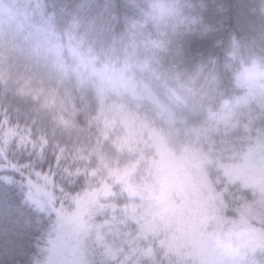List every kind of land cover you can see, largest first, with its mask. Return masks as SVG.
I'll use <instances>...</instances> for the list:
<instances>
[{
	"label": "trees",
	"instance_id": "16d2710c",
	"mask_svg": "<svg viewBox=\"0 0 264 264\" xmlns=\"http://www.w3.org/2000/svg\"><path fill=\"white\" fill-rule=\"evenodd\" d=\"M260 131L264 0H0V264H44L58 225L104 187V224L136 248L114 263L193 264L141 242L143 213L122 211L134 201L110 172L141 153L146 186L158 153L174 168L187 156L233 217L254 203L233 168ZM214 257L264 264V248Z\"/></svg>",
	"mask_w": 264,
	"mask_h": 264
},
{
	"label": "rangeland",
	"instance_id": "374dc122",
	"mask_svg": "<svg viewBox=\"0 0 264 264\" xmlns=\"http://www.w3.org/2000/svg\"><path fill=\"white\" fill-rule=\"evenodd\" d=\"M152 133L155 134L151 138L153 145L164 148L163 135L157 131ZM142 144L141 141L140 146ZM136 157L137 166L131 171L118 174L112 170L110 175H114L126 195L133 198L134 202L122 211L143 213L140 215L141 242L158 237L166 253L164 257L188 259L193 264H217L215 253L243 262L245 254L264 248V131L256 136L242 164L233 168L235 177L250 190L254 199V203L243 202L233 217H221L217 213L218 195H213L202 182L193 181L186 167L187 156L178 158L179 166L174 168L167 155L158 153L154 168L159 167L162 176L155 174L154 181L146 186L140 167L144 158L141 153ZM107 194L108 189L104 187L103 193L91 192L81 198L63 226L58 225L44 264H112L114 257L123 255L124 250L135 251L136 248L121 241L118 226L105 225L102 220L106 213L112 212L103 203ZM130 255L121 258L120 264H128Z\"/></svg>",
	"mask_w": 264,
	"mask_h": 264
},
{
	"label": "clouds",
	"instance_id": "9594fccd",
	"mask_svg": "<svg viewBox=\"0 0 264 264\" xmlns=\"http://www.w3.org/2000/svg\"><path fill=\"white\" fill-rule=\"evenodd\" d=\"M165 2H169V0H165ZM181 0H171V3L173 4H179ZM174 11H178V9H174Z\"/></svg>",
	"mask_w": 264,
	"mask_h": 264
}]
</instances>
